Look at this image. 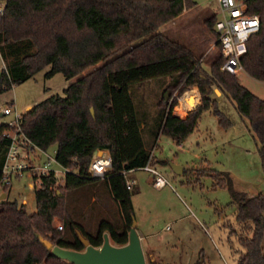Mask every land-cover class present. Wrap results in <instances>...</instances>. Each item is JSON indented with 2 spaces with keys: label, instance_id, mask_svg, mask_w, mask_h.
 I'll return each instance as SVG.
<instances>
[{
  "label": "trees",
  "instance_id": "trees-1",
  "mask_svg": "<svg viewBox=\"0 0 264 264\" xmlns=\"http://www.w3.org/2000/svg\"><path fill=\"white\" fill-rule=\"evenodd\" d=\"M242 1L248 14L259 16L260 24L247 41L241 65L248 75L264 81V0ZM0 2H4L0 55L8 70V77H1L0 93L46 66H50L47 76H78L64 88L63 96H50L21 115V132L41 149L56 144V162L70 171L60 179L52 173L33 176L39 185L32 213L6 196L0 200V264H72L53 255L44 241L83 251L78 233L94 247L102 244L104 233L114 245L128 242L132 190L125 187L123 170L143 166L161 134L168 131L181 138L201 114L198 106L190 113V123H184L185 118L172 112L178 101L165 100L166 91L181 94L197 88L202 108H212L223 128L231 121L217 107L213 87L229 96L258 140L264 172V100L241 85L236 75L221 70L218 40L219 54L205 70L189 46L157 31L192 7V0ZM214 21L215 15L208 25ZM158 78L169 81L154 111L144 98L136 105L130 89ZM11 129L0 123V194L9 187L2 169L11 139L3 133ZM97 150H107L112 158L102 177L88 173ZM150 162L155 165L154 155ZM213 177L214 184L225 185L237 203V219L253 224L251 236H239L245 251L236 264H264V192L235 191L228 173L214 171ZM85 221L97 224L94 233L86 230Z\"/></svg>",
  "mask_w": 264,
  "mask_h": 264
},
{
  "label": "rangeland",
  "instance_id": "rangeland-1",
  "mask_svg": "<svg viewBox=\"0 0 264 264\" xmlns=\"http://www.w3.org/2000/svg\"><path fill=\"white\" fill-rule=\"evenodd\" d=\"M192 1V7L184 9L157 31L189 46L200 57V66L209 70L211 62L219 54L213 26L207 22L213 15H220L217 0ZM49 69L50 66H46L27 80L0 93V123L12 121L14 111L24 114L27 104L35 105L53 95L63 96L64 88L78 78L68 79L62 73L47 76ZM236 76L241 85L264 100V81L251 77L243 70ZM168 81L169 78H158L132 87L134 103L137 105L144 98L148 109L154 111ZM193 88L201 102L200 93ZM213 91L217 107L231 121V125L223 128L212 108L203 109L195 127L181 141V148L166 134L158 138V145L153 149L154 166L165 175L168 185L157 189L152 185V176L148 172L134 173L137 182L131 189L133 216L136 231L145 236L140 239V244L146 264H236L245 251L239 236L252 235V222L237 219V203L232 202L231 193L225 185L214 184L213 176L214 171L228 173L235 191L248 195L263 193L264 172L258 140L247 118L237 112L231 98L215 86ZM166 94L165 100L175 98L179 103L173 114H183V93L175 91L170 94L166 91ZM197 107L183 114L184 123H190V113ZM4 108H9L12 113L3 115ZM54 151L56 144L47 148L52 156ZM31 159L37 164L44 157L35 151ZM169 163L182 166V173L173 172ZM52 167L58 169L60 177L63 176L57 163H53ZM8 181V189L1 193H5L10 201L24 204L28 213L34 212V189L39 182L33 174L25 171L21 176L12 175ZM85 223L86 230L94 233L97 224ZM262 246L264 250V235ZM150 253L154 254L152 262L148 261Z\"/></svg>",
  "mask_w": 264,
  "mask_h": 264
},
{
  "label": "built area",
  "instance_id": "built-area-1",
  "mask_svg": "<svg viewBox=\"0 0 264 264\" xmlns=\"http://www.w3.org/2000/svg\"><path fill=\"white\" fill-rule=\"evenodd\" d=\"M220 15L215 18L213 28L217 35L223 61L221 70L230 74L237 75L243 70L241 65V57L247 52V41L249 37L259 30V16L256 14H248L246 6L242 0H217ZM4 2H0V14L3 12ZM2 75L8 77L6 63L0 55V80ZM12 111L9 108L2 110L3 115H10ZM21 115L14 111L12 121L6 122L13 128L3 133L11 139V145L7 151L4 161L2 173L3 181L7 182L12 175L21 176L23 172L28 171L31 174L39 176L52 173L57 179H60L58 169L52 167L53 163H57L54 156L47 152V149H41L33 144L22 132L19 126ZM37 151L43 155L42 162L32 163L31 155ZM153 150L151 151L147 162L138 168L123 170L124 184L126 189L131 190L137 180L129 173L135 171H145L152 176V185L161 189L169 184L165 175L151 164ZM58 164V163H57ZM59 165V164H58ZM60 166V165H59ZM112 166V158L109 154L100 152L91 160L88 173L94 177H102ZM62 174L69 172V168L60 166ZM58 230L62 229L59 223L56 225Z\"/></svg>",
  "mask_w": 264,
  "mask_h": 264
},
{
  "label": "water",
  "instance_id": "water-1",
  "mask_svg": "<svg viewBox=\"0 0 264 264\" xmlns=\"http://www.w3.org/2000/svg\"><path fill=\"white\" fill-rule=\"evenodd\" d=\"M164 98L167 99V94H165ZM33 107H29L27 111L32 110ZM91 111L93 112L92 109ZM169 164L173 172L176 174L182 173V166L174 163ZM5 196V193H1L0 200L4 199ZM78 235L85 247L83 251L65 249L47 241H44V244L47 245L53 255L72 264H146L140 244V237L136 231L134 216L132 217L128 233V242L125 245L117 246L112 244L108 234L104 233L102 244L99 247H94L89 243L87 238L79 233Z\"/></svg>",
  "mask_w": 264,
  "mask_h": 264
},
{
  "label": "crops",
  "instance_id": "crops-1",
  "mask_svg": "<svg viewBox=\"0 0 264 264\" xmlns=\"http://www.w3.org/2000/svg\"><path fill=\"white\" fill-rule=\"evenodd\" d=\"M216 18V17H215ZM213 30H214V28H213ZM215 32V31H214ZM189 91H191V92H189ZM196 90L194 89V88H191L190 90H186L185 92H183V100L184 101H187L186 100V98L189 96V94H190V99H193V101H192V103L191 104H186L184 101H183V103H185L184 105H183V107L181 108V112L183 113V114H186L187 113V111L188 110H193L195 107H197L198 106V104H200V111L202 112L203 111V108H202V103L200 102V100H199V95H198V93H194ZM176 104V103H175ZM31 106H34V105H31V104H27L26 105V109H28L29 107H31ZM175 106V105H174ZM174 108V107H173ZM172 112H173V109H172ZM183 114H177V116L178 117H180V118H183L184 117V115ZM195 126H192V127H190V130L187 132V134H185L183 137H181V138H178V137H175V136H172V135H170L169 133H168V131H166V135H168L170 138H172L174 141H177L178 142V145H177V147H179V148H181V145H182V143H181V141L184 139V138H186L187 136H188V134L190 133V131H191V129L192 128H194ZM100 151L101 152H103V153H107L108 151L107 150H97L96 152H95V154H94V157H95V155H98V154H100ZM135 172H137V171H135ZM135 172H132V173H129V176H133L134 177V173ZM151 180H152V178H151ZM95 199V197H92V201ZM138 233V235H139V237H140V239H143L145 236L143 235V233L142 232H137ZM110 238V237H109ZM155 259H154V254L153 253H150L149 254V260L148 261H154ZM145 263H146V260H145ZM160 264H167V263H160Z\"/></svg>",
  "mask_w": 264,
  "mask_h": 264
},
{
  "label": "bare ground",
  "instance_id": "bare-ground-1",
  "mask_svg": "<svg viewBox=\"0 0 264 264\" xmlns=\"http://www.w3.org/2000/svg\"><path fill=\"white\" fill-rule=\"evenodd\" d=\"M186 100H187V101H184L186 104H191L192 101H193V99H190L189 96L186 98ZM185 103H184V104H185ZM186 104H185V105H186Z\"/></svg>",
  "mask_w": 264,
  "mask_h": 264
}]
</instances>
